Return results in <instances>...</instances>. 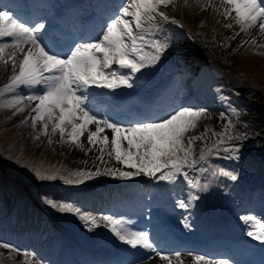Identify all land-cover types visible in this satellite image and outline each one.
Segmentation results:
<instances>
[{"label":"snow or ice","instance_id":"1","mask_svg":"<svg viewBox=\"0 0 264 264\" xmlns=\"http://www.w3.org/2000/svg\"><path fill=\"white\" fill-rule=\"evenodd\" d=\"M195 2L197 5L203 2L212 6L213 0ZM175 3L176 0H123L118 10L102 25L98 36L74 43L67 52L57 51L51 42H46L41 35L45 29L43 23L21 20L13 11L7 9V5L0 3V64L11 66L8 83L0 86V98L9 93L13 94L10 99H0V108L14 109L13 115H16L25 111V101H35V106L31 109L30 123L33 128L41 125V134L49 137V143H52L51 134L58 132L62 141L67 134L65 142L84 151L82 137L87 134L88 145L100 146L97 159L101 163H104L103 157L107 149L108 157L133 170L109 167L103 171L99 168L95 171L77 170L71 174L77 179H68L67 183L80 184L101 175L123 180L143 175L158 176L159 180L169 183L182 177L189 189L207 190V183L202 185L199 178H190L187 171L189 168L195 170V166L202 161L207 163L206 149L201 148L197 155L196 142L205 139L209 131L213 136L219 137L218 144L224 143L225 133H218L207 126L199 134H192L198 123L207 117V109L181 106L158 120L135 121L125 126L107 117L98 118L90 107L91 89L132 88V74L154 65L160 59L167 44L159 40L149 41L148 36L161 31L158 18L163 21L170 19L161 9ZM184 4L187 6L189 0H184ZM219 7L223 9L221 14L225 19L231 17L239 26V32L232 39L240 33L249 34L253 29L264 36V0H219ZM216 10L219 11V8ZM171 22L177 21L172 19ZM232 26V23L225 25L227 28ZM255 42L253 37V43ZM260 47L264 48V44ZM22 88L29 89L31 94H18V90ZM232 111L236 113V109ZM220 116L224 117L225 113H220ZM91 125H95L94 131L90 130ZM106 129L110 130L111 137L102 135ZM39 138L37 135L36 139ZM91 150L89 148L88 152ZM231 151L235 152L236 149ZM224 152L228 153L230 149L225 148ZM207 153L211 155V150L207 149ZM207 170L205 167L199 168L201 173ZM219 174L233 181L237 180L235 174L223 169L219 170ZM36 175L38 178H46L40 177L39 172ZM45 199L51 207L58 208L61 212H71L85 222V226L91 225L89 231L104 227L133 249L150 250L168 264H172L173 257L177 264H184L181 252L165 254L157 251L149 232L133 230L124 218L112 214H101L97 218L71 203H57L47 197ZM189 199L196 200L199 196L190 195ZM178 207L187 208L189 204L180 200ZM240 219L248 226L249 237L264 242V218L241 216ZM0 248L22 254L25 257L22 264H38L32 259L34 254L22 252L7 242H0ZM194 264L230 262L226 259L214 260L205 255H195Z\"/></svg>","mask_w":264,"mask_h":264},{"label":"bare ground","instance_id":"2","mask_svg":"<svg viewBox=\"0 0 264 264\" xmlns=\"http://www.w3.org/2000/svg\"><path fill=\"white\" fill-rule=\"evenodd\" d=\"M107 1L27 0V3L20 7V13H27L26 11L33 13L35 7L39 6L45 8L44 13L39 14L33 22H40L45 25L41 35L46 39V42L50 38V42L60 44L59 49L61 52H67L74 44V40H77V37L81 39L77 41L81 42L98 36L102 25L107 20L105 14L102 13L101 19L98 22H94L96 27L93 35L88 30L85 32L86 28L81 24L72 23L68 27L62 26V32L65 34L59 33L62 22L69 18L71 10L73 8L81 10L82 15H85V17L90 16V19H93L94 15L103 10L104 3ZM89 3L91 4L90 7H88ZM197 6H205L211 11L219 12V15L227 24L232 23L233 26L229 28L231 35L234 36L239 32V26L234 23L232 18L225 19L221 14L223 9L219 7V0H213L212 6H208L203 2L201 5H197L195 0H189V4L186 6L184 0H176L175 5L162 8L161 10L166 12L169 17L176 16L177 18L170 17L169 21L175 19L191 34V32H195L196 24L192 21H186L185 24L182 18L184 17V12L189 9L187 7L195 9ZM179 7L183 9V12L178 11ZM217 8H219V11L216 10ZM158 21L161 24L159 18ZM52 26H54L53 29H51ZM75 32L82 36H74L71 41V37ZM66 34L69 36H66ZM63 37H66L68 41L62 43L61 38ZM253 37L258 43L264 44V36L260 35L256 29L251 30L249 34L240 33L236 36V44L244 40H253ZM155 38H159L160 42L166 43L167 47L154 65L142 69L139 73L132 74V88H120L117 90L93 88L90 90V107L98 115V118L104 116L113 122L127 126L130 124H128L129 121L145 115L142 114L145 111L156 110L157 114L162 116V107L165 99L170 94L183 93L181 100H176V108L181 106L198 107L199 105L211 110L216 108L215 119H222L223 117L220 116V113L227 108L224 100L226 91L219 90V86L224 84L225 69L223 62L210 60L205 70L201 71L200 67L197 69L196 62L193 61L194 55L192 53L196 49L195 45H192L194 49H191L190 43L183 42L184 40L166 32L161 36L157 32L148 36L149 41ZM148 50L152 51L151 48ZM168 50L171 52L170 64H167L166 67H161L160 63L163 60V55ZM173 62L174 65H171ZM115 68L116 66H114ZM120 71L126 72L128 70ZM10 75L11 66L5 67L3 65V68H0V81L8 83ZM18 93L28 95L31 94V91L27 88H22L18 90ZM35 103V101L30 103L25 101L23 105L25 111L18 114L20 123L25 121L21 124L31 120V109L35 106ZM216 103H218V107L214 106ZM39 126L38 124L37 127ZM50 129L51 126L49 127ZM90 130L94 131L95 125H91ZM105 134L111 137L110 130L106 129L102 135ZM53 135L60 140L58 132ZM86 136L87 134L82 137L84 151L68 143L66 144V149L73 158H86L88 162L86 168L89 169L93 160L99 156L98 149L100 146L88 145ZM65 140H67V134L65 135ZM89 148L92 149L91 152H88ZM201 148H203L202 141H199L196 148L197 155ZM106 153L107 149L105 150V155H107ZM105 155L103 159L104 161L109 159V163L104 162L99 164V166L102 169L106 167L115 168L113 160ZM97 162H100V160H97ZM199 168L200 165L198 164L195 166V170L192 168V171L189 168L188 172L190 173V178H199L200 183L208 184L207 190L204 191L189 189L182 177H180L181 181L177 179L171 185H165L164 181L158 179V176L146 177L140 175L124 182H118V180L111 182L110 180V183H101L103 187L97 185L100 186L97 189L87 188L77 196L65 195L64 198L65 200L68 198L73 202V205L97 216V218L103 212L124 218L128 222V226L133 230L149 232L150 239L156 246L157 251L165 254H172L176 251L181 252L184 264L194 263L195 255H205L214 260L226 259L230 264H245L244 262H239L234 255L237 249L235 242L242 239L257 245L261 252L264 253V242L249 237L247 235L249 228L240 219L241 216H246L242 204V196L245 193L254 192L258 187L256 185L250 186V184L246 186L239 185V182H232L233 180L229 177V181L225 179L221 182V180L215 179L209 184L208 180L202 177L205 173H201ZM208 188L213 190V192L218 190L213 193L216 195L213 204H210L211 198ZM227 193H231L232 201L223 202V197L229 195ZM190 195H198L199 199L190 200ZM57 197L58 194L56 193L54 199L56 200ZM205 197L208 199L206 206H200ZM236 197H238V201H235ZM180 200L188 203L189 207H178ZM50 208L53 213H57V208L51 206ZM254 210L255 214H252V216L258 219L264 218V206L262 204L256 206ZM208 213H212L214 216L211 217ZM29 226H31L30 230L22 227H17V229L14 227L8 230L16 236L18 235L19 239H23V237L19 236L25 234V243H27L28 248H31L28 250L30 253L35 254L34 260L38 264H99L95 263L94 260L98 262V259L103 256L111 260L109 264H168L167 261L161 260L150 250L133 249L131 246L124 244L104 227L88 231L85 227V222L81 221L79 217L78 221L72 224H53L52 228L54 231H45L41 225L33 224ZM83 229L84 232H80ZM37 231L41 234H38ZM57 232L61 233L59 241L61 237H65V245L57 242ZM95 234L98 235L99 240L93 237ZM15 235H10V238H16ZM185 235H188L186 239L184 238ZM219 240L226 244L228 248L213 251L214 243ZM189 253H192V255L190 256ZM172 264H177L174 257Z\"/></svg>","mask_w":264,"mask_h":264},{"label":"rangeland","instance_id":"3","mask_svg":"<svg viewBox=\"0 0 264 264\" xmlns=\"http://www.w3.org/2000/svg\"><path fill=\"white\" fill-rule=\"evenodd\" d=\"M187 8L189 9L184 12L182 21L185 24L186 21H192L196 25L198 24L195 32L199 35L200 40L187 37L190 42L197 46L196 49L191 46V49H194L192 55H194L193 61L196 62L197 69L200 67L201 71L205 70L207 67L206 63L210 60H214L215 62L222 61L224 69L237 80H232L233 77H230L225 73L224 84L219 86V90L226 91L224 100L226 101L227 107L229 105L228 109L225 108L221 111L225 113V116L222 119H215L214 115L217 113L216 108L211 110L204 106H198L207 109L208 115L198 123L197 128L192 134L200 133L204 126H207L209 129H215L218 133H225L224 138L228 139L225 143L230 144L228 146L226 144L217 143L218 145L216 144V146L214 143L218 141L219 137L213 136L211 131L208 132L205 139L201 140L203 148L206 149V153L207 149H210L211 155L209 156H212L213 158L207 159V163L202 161L199 164L200 167L208 169L204 172L205 175L202 177L208 180L209 184L215 179L219 181L221 180V182L225 179L229 181L230 179L228 177L219 174V170L223 169L224 171L231 172L237 176V180L232 182H239V185L242 186H246L247 184L255 186L254 180H259V173L264 170V129L262 128V122L259 120L262 119L263 116L262 106L253 105L251 102L247 101L245 93L238 94V96L235 91H244L247 89V91L251 92L253 87L258 86L259 88L257 87L256 89L262 93V95L258 97L260 98L258 100L264 103V48H261V44L257 41L253 43L252 39L244 40L236 44V39L231 38L233 35L229 33V28L225 27L227 23L219 15V12L211 11L205 6H197L196 8L194 7L195 9H192L191 7ZM178 11L183 12V9L179 7ZM170 17L177 18L176 16ZM162 22L164 21L161 20V23ZM165 29L166 24L164 23L161 31H165ZM175 32L178 35L173 36L184 40L183 42H188V40L185 39V36L180 35V31ZM169 34L175 33L169 32ZM218 40H221L225 44V46L223 45L224 48L220 49L219 44H217ZM245 41H247V43H245ZM169 60H171L170 50L163 55V60L161 61L160 66L166 67L167 64H170ZM171 65H174V62L171 63ZM1 67L3 68L2 64H0V68ZM229 78L232 84L229 82ZM4 84H6L4 81H0V86H3ZM230 87L233 89H230ZM9 94H6L0 99H10L13 94ZM167 102L165 107H167L169 103ZM214 106L218 107V103ZM232 109H236V113H232ZM14 111V109L0 108V217L2 218H0V222L3 223V226L0 229V231L2 230L0 232V242H8L24 252L26 250L22 248V243L23 239L25 241V234L19 236L23 237V239H17L18 235L16 236L8 229L22 227L30 230L31 226L29 225H33V223L28 221H31L38 226V223H41V226H44L45 230L54 231L53 229L51 230L49 226H46L48 218L52 219L57 217V221L60 223L70 222V224H72L75 221H78L77 215L71 212H61L57 208V213H53L52 209L49 208L50 205L46 202V197L55 200L54 196L57 193L58 197L55 202H68L73 204L68 198L65 200V195L77 196L81 194L84 189H97L100 186L103 187L101 183L107 184L110 183V180L111 182H115L116 180H118V182H124L125 180L107 175L97 176L85 180L84 182H93H89L86 188L78 192V189H80L78 186L84 182L80 184L67 183L66 181L68 179L73 181L77 179V177L71 174L77 170L95 171L96 168L103 171L104 168L102 169L99 166V164L102 163L97 162L98 159L93 160L89 170L86 168L88 163L86 158H73L70 155L66 149V140H59L51 134L50 138L52 143H49V137L41 134V125L33 128L30 120L25 124H21L18 119L19 113L13 115ZM222 120H224V122H222ZM230 121L231 123H229ZM236 123H238V125H235ZM37 135L40 136L39 139H36ZM229 137L231 139H229ZM206 140H209L207 142H211L214 145L206 144ZM197 142L199 143V141ZM218 148L222 150L221 154L220 150L217 152ZM225 148L230 150L235 148L236 155L234 156L231 151L225 153ZM216 154L218 157H216ZM227 154L228 157L233 158V161H226ZM221 155L223 158L219 160V156ZM112 160L116 166L115 168L125 171H133L132 169H128L126 166L117 163L114 159ZM104 162L109 163V159ZM254 164H256L255 168L258 171L253 168ZM188 170L189 169H187V171ZM190 170L193 171L192 168H190ZM3 171H5L6 174H3ZM8 171L10 173H7ZM37 172H39L40 177L46 178H38L36 175ZM213 173L216 174L214 175ZM51 177L55 178L53 179ZM30 179H33V181H30ZM178 179H180V177ZM262 179H264V176ZM164 183L165 185H171V183L167 181H164ZM201 184L203 185V183ZM217 191L218 190L213 192V190H208L211 198L210 204H213L214 198L216 197L213 193H216ZM263 191L264 188L260 193ZM227 194L230 196L225 195L223 199L230 198L229 201H232L231 193ZM235 201H238V197L235 198ZM208 214L211 217L214 216L212 213ZM26 219H28L27 223L25 221ZM18 222L23 226L18 224ZM85 227L89 231L91 225ZM80 232H84V229L80 230ZM10 235H15L16 238L13 237L12 239L10 238ZM187 236L188 235H185L184 238L186 239ZM93 237L96 240H99L98 235L95 234ZM57 238L58 236H56V239ZM12 240L14 241L12 242ZM26 247L28 248V245ZM34 255L32 259L35 258ZM24 259L25 257H23L22 254L18 255L9 250L0 248V264H22ZM188 264L194 263L189 262Z\"/></svg>","mask_w":264,"mask_h":264},{"label":"trees","instance_id":"4","mask_svg":"<svg viewBox=\"0 0 264 264\" xmlns=\"http://www.w3.org/2000/svg\"><path fill=\"white\" fill-rule=\"evenodd\" d=\"M264 107V106H263ZM262 113H263V118L260 120V121H262V128L264 129V108H263V110H262Z\"/></svg>","mask_w":264,"mask_h":264}]
</instances>
